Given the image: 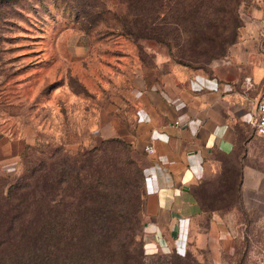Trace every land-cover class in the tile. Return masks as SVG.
Wrapping results in <instances>:
<instances>
[{"label": "rangeland", "instance_id": "obj_1", "mask_svg": "<svg viewBox=\"0 0 264 264\" xmlns=\"http://www.w3.org/2000/svg\"><path fill=\"white\" fill-rule=\"evenodd\" d=\"M80 3L0 0V198L18 190L36 200L40 224L64 252L94 214L111 245L131 224L143 264H171L174 247L188 264H264V160L252 158L253 186L242 188L238 161L222 158L195 189L207 210L184 245L161 246L144 230L149 162L134 138L139 92L174 66L241 94L253 123L264 87V0ZM134 13L152 19L146 37ZM210 209L222 217L214 230Z\"/></svg>", "mask_w": 264, "mask_h": 264}, {"label": "crops", "instance_id": "obj_2", "mask_svg": "<svg viewBox=\"0 0 264 264\" xmlns=\"http://www.w3.org/2000/svg\"><path fill=\"white\" fill-rule=\"evenodd\" d=\"M201 72L174 66L136 99V145L144 147L152 133L157 136L154 151L146 156L152 190L144 193L143 214L144 230L157 233L161 246L170 240L184 245L194 219L205 212L195 189L222 169V158L238 161L242 188L253 186L252 158L264 160V138L253 131L242 95ZM209 219L214 230L222 217L211 210Z\"/></svg>", "mask_w": 264, "mask_h": 264}, {"label": "trees", "instance_id": "obj_3", "mask_svg": "<svg viewBox=\"0 0 264 264\" xmlns=\"http://www.w3.org/2000/svg\"><path fill=\"white\" fill-rule=\"evenodd\" d=\"M80 1L83 2L84 0H76L81 5ZM135 1L138 0H125L128 8H134ZM133 16H135L132 17L133 23L141 27V29L138 28L139 37H146L147 31L145 29L151 26L152 19L147 16L139 19L136 13ZM124 20L126 19L124 18ZM195 192L197 193L196 190ZM22 194L24 191L15 190L8 194L7 200L6 197L0 198V264L144 263L142 250L135 246L133 230L130 229L131 224L128 223L111 245L110 235L106 231L107 224L99 221L94 214L85 219L90 229L83 240L81 241L73 235L71 239L75 241L74 247L67 244L65 252L59 250L53 241L55 236L51 235L52 229L46 231L40 224V217L36 214L39 209L38 202L36 200L25 202L21 198ZM200 200V205H202L203 202L201 203ZM31 208L33 209L29 210ZM206 210L204 209V211ZM68 231L66 229L65 234L61 235L63 239L67 235L70 236ZM132 245L134 246L131 248ZM174 249L173 254L176 255L170 257L168 262L171 264H188L187 257L181 256L182 254L178 252L176 247Z\"/></svg>", "mask_w": 264, "mask_h": 264}, {"label": "built area", "instance_id": "obj_4", "mask_svg": "<svg viewBox=\"0 0 264 264\" xmlns=\"http://www.w3.org/2000/svg\"><path fill=\"white\" fill-rule=\"evenodd\" d=\"M246 83L248 85H251V78L248 77L245 79ZM256 112H257V117L253 120V125L255 127V132L262 138H264V87L261 89L260 93L258 94V100H257V105H256ZM179 121L175 120L174 124L178 125ZM154 139H157V136H155L154 133L151 135L150 142L144 146L145 152L148 154L152 153L154 151L153 146H152V141ZM148 182V178H147ZM152 189L146 184V191L149 192Z\"/></svg>", "mask_w": 264, "mask_h": 264}, {"label": "water", "instance_id": "obj_5", "mask_svg": "<svg viewBox=\"0 0 264 264\" xmlns=\"http://www.w3.org/2000/svg\"><path fill=\"white\" fill-rule=\"evenodd\" d=\"M257 100H258V95H257V97H256V100H255V109H256V105H257ZM257 117V112L255 111V117H254V119Z\"/></svg>", "mask_w": 264, "mask_h": 264}]
</instances>
